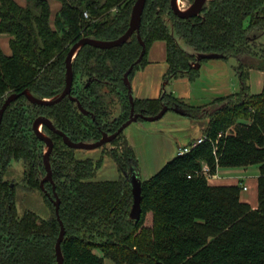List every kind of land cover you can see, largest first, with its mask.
Here are the masks:
<instances>
[{
	"label": "trees",
	"instance_id": "trees-1",
	"mask_svg": "<svg viewBox=\"0 0 264 264\" xmlns=\"http://www.w3.org/2000/svg\"><path fill=\"white\" fill-rule=\"evenodd\" d=\"M52 15L47 0H0V36L9 39L10 54L0 48V108L11 94L27 90L38 99H51L65 86V58L82 38L113 41L128 28L135 0H57ZM192 3L193 0H186ZM115 13H111L113 9ZM88 14V18L84 17ZM139 35L107 50L82 46L72 62L70 95L50 106L31 104L23 95L4 111L0 123V264H56L55 243L60 232L54 206L65 230L63 264H264V84L258 94L246 85L257 39L264 35V0H208L198 16H175L170 0H146ZM166 45V82L186 78L194 82L207 59L203 54L237 59L240 90L202 106H191L171 93L156 99H133L134 113L155 116L163 107L190 119H207V140L177 154L155 175L141 181V214L129 217L133 203L128 176L136 168L131 146L120 133L107 156L119 177L93 181L101 159L78 158L60 136L46 126L41 131L53 142L49 155L52 182L40 181L46 144L33 131L44 117L72 142L93 143L111 135L130 115L123 76L146 64L149 47ZM182 41L191 52L180 45ZM263 52L264 49H259ZM260 54V53H259ZM191 65H195L192 67ZM112 97L119 103L111 116ZM233 127L228 134L224 133ZM24 164L23 182L38 191L50 210L47 219L33 211L17 214L15 184L5 179L12 162ZM203 164L216 169L257 165L258 206L240 200L238 185H210L200 174ZM54 188V191H53ZM95 250L100 251L97 255Z\"/></svg>",
	"mask_w": 264,
	"mask_h": 264
},
{
	"label": "rangeland",
	"instance_id": "rangeland-1",
	"mask_svg": "<svg viewBox=\"0 0 264 264\" xmlns=\"http://www.w3.org/2000/svg\"><path fill=\"white\" fill-rule=\"evenodd\" d=\"M15 1L23 6L26 4L25 0ZM48 2L52 13H54L58 8V1L48 0ZM189 5L190 3L186 0H179V9L185 10ZM115 12L116 9L114 8L111 13ZM3 37L7 38V36ZM180 45L184 50L190 51V48L182 41H180ZM262 48L264 49V35L257 39L256 46L254 47V51L258 53V55L252 56V59L247 58V60L250 63H254V65L264 66V55L263 52L261 53L259 50ZM238 66L239 62L234 58L228 60H207L200 67L199 76L195 79L194 84L191 85L192 89L189 96L186 94V86L188 85H186V81H184L183 78L169 81L164 85L163 90L169 93L172 82H179V99L184 100L191 106H202L224 95L239 92L240 78L237 71ZM159 67V63L153 65V69ZM253 70L258 69H251L248 72V79L246 81V85L249 87L250 93L252 94L257 91L253 86L251 88L253 78L256 76V72ZM163 82L165 83L164 78L161 81V85ZM112 101L110 106L111 116L115 117L117 113H119L120 106L115 97H112ZM207 123V119H190L176 114L173 111H167L166 114L157 121L149 122L138 119L136 122L131 123L123 130L122 134L134 152L136 168L133 171L138 173L141 181L148 180L175 158L177 154H179V150L191 146L200 138L206 137L204 130ZM232 129L233 127H230L224 133H220V135L228 134ZM111 149H113V146L108 143L94 150L75 151L76 157L81 159L91 158L97 160L102 158V166L96 172L93 181H111L119 177V172L117 171L115 163L107 156V151ZM24 171L23 162H12L5 176L7 181L16 185L15 206L17 214L21 216L28 210L36 213L41 219H47L50 216V210L43 196L38 191H32L26 187L23 182ZM215 173V178H210V180L207 181L208 184L212 186L217 183L238 185L242 188L240 200L249 204L253 209L257 208L258 199L256 183L259 175V167L257 165L233 169L217 168ZM244 187L245 189H243ZM95 253L101 255L98 250H95ZM104 263L114 264L109 259H104Z\"/></svg>",
	"mask_w": 264,
	"mask_h": 264
},
{
	"label": "water",
	"instance_id": "water-1",
	"mask_svg": "<svg viewBox=\"0 0 264 264\" xmlns=\"http://www.w3.org/2000/svg\"><path fill=\"white\" fill-rule=\"evenodd\" d=\"M207 1L208 0H193L187 9L180 10L178 7V0H170V8H171L172 13L175 16H177L178 18L189 19V18H192L194 16H198L200 14L201 10L203 9V7L205 6V4L207 3ZM145 2H146V0H135L134 4L132 6V9H131L128 28L125 31V33L122 36H120L119 38H117L116 40L98 41V40H95L92 38H82L70 48V50L68 51L66 58H65V68H66L65 86H64L63 91L60 93V95H58L54 98H51V99H38V98L32 96L27 90L23 91L21 94H11L4 100V102L0 108V123H1L2 115L5 111V109L7 108V106L10 105L14 100H16L20 95L25 96V98L31 104H35V105H39V106L54 105V104L60 102L61 100H63L65 97H68L72 102L76 103L78 110L81 112V114H83L84 116H87L88 112L82 108V106L80 105L78 100H76L75 98H73L70 95L72 85H73V71H72L73 59L75 58L77 52L80 50V48L82 46L88 45V46H92L94 48L107 50V49H111V48H115V47H119V46L123 45L124 43H126L129 40V38L134 33H136L137 39L143 48L141 55L139 56V58L135 62V64L139 63L143 57V54H144V43L140 38L139 28H140L141 15H142V12L144 9ZM186 51L189 53L191 52V50L190 51L186 50ZM222 57H223L222 55H218V54H203V55L201 54V55L197 56L198 64H197L196 68H199V66H200L199 61L202 59H207V60L222 59ZM191 66L195 67V65H191ZM132 68H133V65L130 66V68L127 70V72L123 76V83L126 86L127 91H128V100L130 103V115H129L128 120L125 123H123L115 133H113L111 135H108L107 133H102L100 140L93 142V143L72 142L62 132L56 130L54 128V126L52 125V122L50 120H48L47 118L38 117L34 120L33 125H32L33 131L35 132L36 136L46 144V149L44 151V157H43V165H44V168L46 171V175L40 182L41 188L43 187V183H45L47 181L52 182L51 169H50V164H49V155H50L52 148H53L52 140L49 137L45 136L41 131L42 125H46L52 132L59 135L62 138L64 145L70 149L94 150V149L102 147L105 144L111 143L120 133L123 132V130L125 128L128 127V125H130L133 122H136L138 119H143V120H146L149 122H153V121H157V120L161 119L166 114V112L168 111V107H163L161 109V111L158 114H156L155 116H143V115L134 113V106H133V99L134 98H133L132 93H131V86H130V82H129V78H128L129 73L131 72ZM128 181H129L131 192L133 195V203H132V207L130 210L129 217L131 220L136 221L140 218V214H141V204H140L141 203V196H140L141 180L139 178L138 173H135L133 170H131L129 173V176H128ZM53 191H54V188H53ZM47 197H49L48 194H47ZM50 201L54 206V211H55L56 217H57V219L59 221V225H60V232H59L58 238H57L56 243H55L56 264H63V255L61 252V243H62L64 236H65V230H64V226H63V224L60 221L59 216H58L59 200L57 198H55V200L50 199Z\"/></svg>",
	"mask_w": 264,
	"mask_h": 264
},
{
	"label": "crops",
	"instance_id": "crops-1",
	"mask_svg": "<svg viewBox=\"0 0 264 264\" xmlns=\"http://www.w3.org/2000/svg\"><path fill=\"white\" fill-rule=\"evenodd\" d=\"M59 8H60V4L58 2V8L54 13H52V15H54L59 10ZM0 48L3 51V53L6 55H9L11 53V52L9 53L10 48H9L8 37L6 38L3 36H0ZM157 63L160 64V67L157 69H153V65ZM167 67L168 66L166 62L165 42L156 41L148 49L147 56H146V64L142 68L137 70L133 74L131 80L129 81L130 86H131L132 96L137 99H156L160 97L163 93L165 92L167 93V91L163 90V88H164V85L167 84L168 82L165 81V83L163 82V84L161 85V81L164 78L163 76L167 70ZM253 71L256 72V76L253 78L251 88L253 86L255 90H257L254 94H258L260 93L263 87V84H264V71H261V70H253ZM183 79L184 81H186L185 82L186 85H188L186 86V94H188L187 96H189V94H191V89H192L191 85H193L194 82H189L188 79L186 78H183ZM178 83L172 82L171 90L169 91V93H171L176 98H179L178 97L179 96V91H178L179 84ZM214 185H224V184L217 183ZM225 185H232V184L230 183V184H225ZM256 187H257V183H256ZM97 255H100V254H97Z\"/></svg>",
	"mask_w": 264,
	"mask_h": 264
},
{
	"label": "built area",
	"instance_id": "built-area-1",
	"mask_svg": "<svg viewBox=\"0 0 264 264\" xmlns=\"http://www.w3.org/2000/svg\"><path fill=\"white\" fill-rule=\"evenodd\" d=\"M84 17L85 18H88V14L87 13H84ZM205 140H207L206 137L204 138H200L199 140H197L194 144H192L191 146H187L181 150H179V154H184V153H187L191 150V148L195 147L196 145L204 142ZM200 174L206 178L207 181L210 180V178H215L216 176V173H211L210 172V168L206 165V164H203L202 167H201V170H200ZM245 189V187L243 188Z\"/></svg>",
	"mask_w": 264,
	"mask_h": 264
},
{
	"label": "flooded vegetation",
	"instance_id": "flooded-vegetation-1",
	"mask_svg": "<svg viewBox=\"0 0 264 264\" xmlns=\"http://www.w3.org/2000/svg\"><path fill=\"white\" fill-rule=\"evenodd\" d=\"M42 126H46V125H42ZM47 127V126H46ZM42 128V127H41ZM48 128V127H47ZM49 129V128H48ZM50 130V129H49ZM51 131V130H50ZM52 132V131H51ZM54 133V132H53ZM44 134V133H43ZM54 134H56V133H54ZM45 135V134H44ZM57 135V134H56ZM46 136V135H45ZM59 136V135H58ZM48 137V136H47ZM62 139V138H61ZM63 142V141H62ZM64 144V143H63ZM67 147V146H66ZM53 149V148H52ZM74 150V149H73ZM76 151V150H75ZM46 175V174H45ZM45 177V176H44ZM41 182V181H40ZM48 182V181H47ZM50 182V181H49ZM11 184H14V183H11ZM48 195H49V193H47ZM46 194V195H47ZM49 199H52V200H55V196H54V199L53 198H50V195H49V197H48Z\"/></svg>",
	"mask_w": 264,
	"mask_h": 264
},
{
	"label": "bare ground",
	"instance_id": "bare-ground-1",
	"mask_svg": "<svg viewBox=\"0 0 264 264\" xmlns=\"http://www.w3.org/2000/svg\"><path fill=\"white\" fill-rule=\"evenodd\" d=\"M178 4H179V0H178ZM181 10V9H180Z\"/></svg>",
	"mask_w": 264,
	"mask_h": 264
}]
</instances>
